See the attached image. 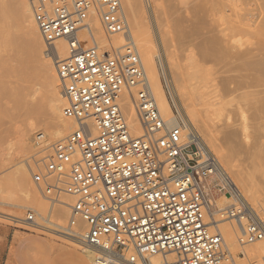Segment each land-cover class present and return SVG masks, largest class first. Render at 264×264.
I'll use <instances>...</instances> for the list:
<instances>
[{"label":"built area","instance_id":"2783aa9c","mask_svg":"<svg viewBox=\"0 0 264 264\" xmlns=\"http://www.w3.org/2000/svg\"><path fill=\"white\" fill-rule=\"evenodd\" d=\"M30 2L47 48L58 40L69 45L56 71L63 116L75 129L48 148L37 135L40 151L28 168L50 209L30 210L17 222L22 229L65 238L89 251L92 264H235L221 230L208 222L212 178L219 195L235 200L223 217L239 226L240 246L264 241V217L230 184L174 104V115L161 112L121 0ZM95 23L108 39L127 38L123 52L101 48ZM64 196L73 203L59 224L54 211Z\"/></svg>","mask_w":264,"mask_h":264},{"label":"rangeland","instance_id":"374dc122","mask_svg":"<svg viewBox=\"0 0 264 264\" xmlns=\"http://www.w3.org/2000/svg\"><path fill=\"white\" fill-rule=\"evenodd\" d=\"M3 1L4 0H0V5L2 4L0 6L1 8L0 16L3 15L2 12H4V15L6 13V15H5V19H4V15L2 18H0V23H1L0 24V29H1L0 31L1 33L0 34V203H7V202L15 203L21 199L20 196L22 197V200H24L25 198H29V199L35 198L38 195L40 201H42L44 206L47 205V207L46 210H43V208L41 207L42 208L41 210L40 208H38L40 207V205L37 204L36 206L35 204L32 205L33 206L32 209L31 208L25 210L20 209L17 210L16 212L11 207H7L3 204H0V250L3 251L1 262H6L7 264H78L80 258L85 255L84 253L85 250L83 248H81L77 244L65 238H60L50 234H44L38 231L27 232L23 230L22 227L17 223L18 222L17 220L24 219L30 210H34L39 214L46 215L48 213V210L50 209V204L41 197L37 188L34 186L32 181H30L31 176H30V170L28 168L29 160L40 151V149H37L35 146V139L37 135L47 133L45 130L47 123V120L45 121L46 116L30 118L27 115L23 114L24 113L23 110H14L15 104L18 102L19 96L22 95L25 97L28 95L27 100L29 99L34 100V102H36L38 107L44 110L45 108H47L48 103L51 101L54 95V91L52 89V84L50 80L47 78L46 72L42 66L44 62H47L50 59V58H46L45 56V51L48 50L47 46L43 41L44 44L42 48L41 57H39V61L37 62L33 61V58L31 57L27 49L30 42L29 40L30 36L29 33L27 32V28L25 29L26 23L25 21H23L24 20L23 17L22 16L20 17L21 13L18 14L19 4H15V2L16 3L19 2L17 0H14L13 4H15L14 6H17L16 9L18 11L17 12L15 11L13 13L15 7H13V4L11 3L12 0L5 1L7 6L6 4H4L5 2L3 3ZM27 1L29 3L28 4L29 7H31L30 0ZM154 1L158 4L157 6L151 5L150 2H154ZM141 4L143 5V8L147 9L144 10L146 13V17L147 15H149L148 13H150L151 18L153 19L152 21L155 26L157 43L159 48L158 53L161 56V58H156V64L162 85L166 91L168 98L171 101V96L169 94L166 83L167 80L173 92L176 94L175 89L173 87L174 84H173L172 70H171V62L173 60L171 57L172 54L175 62L177 61V63L179 64L180 68L184 73V79L185 82H187L186 86L188 88L191 87L189 90L191 91L192 98L196 103L198 101V89H199V93L201 91L204 92L203 90L200 89L199 86L205 85V87L203 88H205L204 90H206L207 80L209 82V80L212 79L213 78L212 76L214 75V79H216L218 82L212 79V84L214 82H216L217 85L221 84L219 88L221 87L223 90L221 88L220 89L218 88L217 91H214L215 94L212 93L213 96L215 97L212 98L214 99L213 101L215 104V107L214 105L212 106L213 115L208 116L209 118L208 120L207 119L203 120L205 122V127L208 126L210 128L211 126L210 129L216 131L215 137L217 144L215 146V151L214 150L212 151L209 150V151L212 154L214 153L213 155L216 157L217 160H219V162L222 165L226 163L228 166L232 165L233 168L236 167V169L237 168L240 170L242 168L245 169L246 166L244 164L246 163V165L249 166L250 163L247 161L246 156L244 155L246 154V150H245L246 147L243 144L246 143H242V141H240L239 138L241 136L240 132L244 130V128H246L245 131L248 132V134H250L252 138L255 135H260L263 138L262 142L264 146V0H151V1L142 0ZM194 5L195 7L200 6L201 9L198 10L197 12V8H196V12H195ZM171 6L173 7V9ZM158 7H159L158 10H161L162 8L164 14L161 15V18L158 17V14L160 16V13H158V10H156ZM7 8L8 11L10 10L9 14L11 18L8 17L9 15L7 16V12H6ZM155 10L157 11L156 13H158L157 15L155 13ZM11 12L13 13L12 15ZM15 13H17L16 17L14 15ZM17 17L21 18L20 19L21 22L19 18L17 19ZM155 17L159 19L158 20L159 25H162L160 22L163 23V26L161 28L163 30L164 27L165 30L164 33H162L163 31L161 29L157 28L156 26L157 22L155 21ZM147 18L148 21H150L149 16ZM178 22L179 24H177ZM13 25H14V29H13ZM176 25L179 26L178 29ZM2 26L3 28L4 27L5 28L8 27V28H6V30L4 28L5 31H3ZM11 26L13 29L12 31L9 28ZM180 26H183V28H181V31L179 32ZM184 27L185 28L188 27L186 28L187 30H185ZM173 28H175L176 30H174ZM189 31L194 35L192 36V38H195V36L201 37L200 35H202V37L205 35L206 36L212 35V38H214L213 36H215L216 40H218L217 38H219L220 39L219 42L222 39L223 49L221 47V44L220 43L218 44L213 39L214 44H212L213 47L212 52L209 54L211 56L210 57L205 56L206 54H204L202 50L200 51L199 49H197L198 48L197 46H196L197 49L196 50L194 45L190 44V42L194 40L193 39L189 40L188 37L191 38L192 35L189 33ZM192 31H194V33ZM187 35H190L187 37L189 42L184 37ZM116 37L118 36H115L113 38ZM228 39H230L234 45L230 43ZM171 40L173 41V43ZM215 44H216V49L214 46ZM217 44L220 47L219 48L220 52L223 50L221 53L217 49ZM14 54H16L15 57L17 56L19 58V61L21 60L22 62L21 67L25 69L28 68L26 69V71H28V76L29 74L30 76L29 79L27 80H29V82L31 80L32 84H30L29 82L28 84L26 81H24L25 83H22L21 82L22 78L17 77V71H19L21 67L19 68L17 66L16 69L15 63L18 62V58L12 57L14 56ZM181 54L185 58L184 60H181ZM43 59L44 62H42ZM6 60L7 61L13 60V65L15 68L13 66L11 67L6 65L7 63ZM30 60L32 61L30 62ZM190 60H192V65ZM192 66L193 68H191ZM202 66L204 68H202ZM186 67L188 68L186 69ZM190 68L191 70L188 71V69ZM192 69H194L193 72ZM206 69L208 70L209 73L207 72ZM42 71L44 72V74ZM55 72L57 74L56 67H55ZM186 74L187 76H185ZM227 79L229 81L231 79V83L228 82ZM20 82L21 85H19ZM202 82H204L205 84L204 83L202 84ZM227 83H229V85L233 83V86L230 85L229 87ZM25 85H27V87ZM28 85L30 86V88ZM225 87L227 88L228 91L226 90ZM232 88L235 89V91L232 90ZM192 89L197 92L195 93V95ZM230 89L232 91H230ZM50 94L52 96H50ZM216 103H217V108H216ZM63 104L65 105V100H63ZM225 105H226V109L224 108ZM221 107H223L222 110ZM219 110L222 111V114L221 112H219ZM47 111L49 112L48 109ZM223 112L228 116L224 115ZM214 114H216L217 117H215ZM202 116L203 118H205L207 114H202ZM222 117H224L225 120ZM38 120L39 121L41 120L42 122L38 123L39 122ZM232 120L235 121L232 122ZM226 121L229 124V126L231 124L230 122H232L231 125L233 126L232 131H235V133L237 131L236 134L238 135L239 141L238 140L234 141L232 139L229 141L225 138L224 136L225 131L223 132V130L227 128L225 127L228 125ZM215 122L218 124L217 127L220 126L219 127L220 129L216 128ZM33 123L34 124L36 123L35 124L36 128L31 133L32 135L28 146H26V148L20 146L19 137H18L20 130L18 129V127H20V129H22L21 127H23L24 129L26 128L27 125ZM221 124L223 125V128ZM233 124H236V128H237V129L235 128L236 130L234 129L235 125ZM231 126L228 127L227 130H230ZM191 128L195 130L198 134H201V132L199 133V129H195L192 125ZM258 131L260 133L262 132V134L260 133L258 134ZM71 132L72 131L68 132L66 137ZM45 136L46 139L43 145L44 148L45 145L51 146L55 143H58V142H50L49 137L47 135ZM231 141L234 142V144H232ZM262 151H264V148ZM261 153L262 152H260V157L258 158V162L260 163L259 164L260 166L258 167L256 166L257 168L254 167V171L259 170L258 171L259 173L253 172V174L256 173V175H252V177L254 176L253 178L254 182L256 181V185H257L256 189L259 192V198L264 199V152L262 154ZM255 162H257L256 159L254 163ZM27 172L29 173V175ZM14 173H16V175ZM26 174L28 175V177L26 176ZM26 178H28L30 181V184H28L29 181L27 182L28 186H26L27 185ZM30 185L31 187H29ZM208 185L211 190V195H212V190L213 192L217 191L216 188L217 184L214 180H212V178L208 180ZM10 190L12 191L13 195L10 194L11 193ZM30 191H33L32 192L33 194ZM34 191H36L37 193L35 194ZM5 192L8 193L5 194ZM9 194L11 197L8 196ZM221 196H223V194L219 195V197ZM61 200L66 204L73 203L72 199L69 197L64 196L62 197ZM17 203H20V201ZM34 206L36 210L34 209ZM57 210H59L60 213L57 214L56 213ZM220 210L223 209L219 207L217 210L215 205L212 208V211L216 212V219L229 221L228 219H226V217L223 218L222 214L220 213ZM218 211L219 214H217ZM55 213H56V217L54 215V219L59 224H65L66 221L69 219L70 210L68 208H64V206L63 207L58 206L54 211V214ZM258 213L262 217H264V213L261 212ZM208 222L210 223V220H208ZM233 224L236 225L235 222H233ZM223 229L224 227L220 224V230L225 239L226 233L223 231ZM236 236L239 237L240 235L238 234L235 235L234 237L236 238ZM241 238L242 237L236 238V240L239 242ZM225 242L226 244H228L227 242H231V241L230 240L226 241L225 239ZM238 249L239 250H237L236 252L234 251L230 252L234 259L235 264H241L242 262H244V259L248 261V258H246L245 255H244L245 257L242 256V254H244L243 247L239 246ZM249 263L257 264L254 263L253 261H250Z\"/></svg>","mask_w":264,"mask_h":264},{"label":"bare ground","instance_id":"6f19581e","mask_svg":"<svg viewBox=\"0 0 264 264\" xmlns=\"http://www.w3.org/2000/svg\"><path fill=\"white\" fill-rule=\"evenodd\" d=\"M6 0L3 1V3L5 2ZM19 3H16L15 4H19V13L20 14V17L22 16L23 17V21H25L26 23V26H25V29L27 28V32L29 33V36H30V42H29V46H28V51L31 55V57L33 58V61H39V57H41V54H42V48H43V38L39 32V29L36 25V23L34 22L33 20V17H32V12H31V7H29V3L27 0H17ZM151 1V0H150ZM14 0L11 1V3L13 4ZM10 3V2H9ZM142 3V0H121V4L123 6V10L126 14V17L128 19V23H129V29H130V34H131V37L134 41V44L135 46L139 47L138 51H139V54L141 56V59L144 63V66H145V69H146V72H147V75H148V78L150 80V83L152 85V88H153V91H154V94L156 96V99L158 101V104H159V107L161 109V112L165 115V116H172L174 115V110L172 108V103L174 104V106L176 107L177 111L179 112V115L181 116L182 120L184 121V123L186 124V126L188 127L189 130H191L193 132V134H195V136H197L199 138V140L202 142L203 146L209 151V150H214L215 151V146H216V137H215V130L213 129H210V128L207 126L205 127V122L203 121L204 119H209L208 116H212L213 115V112H212V109H213V105L215 107V104H214V99H212L214 96L213 94H215L214 91H217V89L219 88V86L221 84H218L216 82V84H212V79H214V75L212 76L213 78L209 80H207V91L204 90L205 88V85H200V89L203 90L204 92H200L199 93V89H198V101L197 103L193 100L192 98V93L191 91L189 90L191 87H187L186 86V83L185 82V79H184V73L182 71V69L180 68L179 64L177 63V61L175 62L174 58H173V54L171 55L172 57V62H171V70H172V78H173V84H174V89H175V92L176 94L173 92L168 80L166 81L167 83V87H168V91H169V94L171 96V101L170 99L168 98L167 94H166V91L162 85V82H161V79H160V75H159V72H158V68H157V64H156V58H161L160 54L158 53V43H157V37H156V30H155V26L153 24V19L151 18L150 16V13H148L149 15H147V17L149 16L150 18V21H148V18L146 17V13H145V9L146 8H143V5L141 4ZM151 5H155L157 6L158 4L154 1V2H150ZM153 3V4H152ZM155 3V4H154ZM6 4V2L4 3ZM15 4H13V7H15V10H13V13L16 11H18L16 9L17 6H14ZM2 5V4H1ZM0 5V6H1ZM196 5V4H195ZM194 5V10L196 12V8H197V12L198 10H200V6L198 7H195ZM7 6V4H6ZM9 6V5H8ZM152 6V7H153ZM161 6V5H160ZM5 7V5H4ZM172 7V6H171ZM9 8V7H8ZM8 8L6 10L7 12V16L10 17V10L8 11ZM161 8V7H160ZM193 8V7H192ZM4 9V8H2ZM14 9V8H13ZM152 9V8H151ZM159 7L156 9L158 10ZM169 9H170V6H169ZM173 9V7H172ZM147 10V9H146ZM155 10V13L157 12ZM0 11H1V8H0ZM4 11V10H2ZM154 11V10H153ZM162 11V8L161 10H158V13H160V16L158 13H156V15L158 14V17L161 18V15L163 14V11ZM168 11V10H167ZM148 12V11H146ZM172 12V10H171ZM3 15H4V12H2ZM1 13V14H2ZM11 12V15L13 14ZM154 14V13H153ZM3 15L0 16V18L3 17ZM6 15V13H5ZM5 15H4V19H5ZM15 17L17 16V13L14 14ZM164 15V14H163ZM11 18V17H10ZM19 17H17L18 19ZM21 18H19L20 20ZM6 20H9V19H6ZM159 19L157 17H155V21L157 22L156 23V26L158 29H161L162 30V26H163V23L160 22L162 25H159ZM154 21V23H155ZM6 22V21H4ZM21 22V20H20ZM164 22V21H163ZM9 23V22H8ZM1 24V23H0ZM18 24V23H17ZM179 24V22L177 23ZM3 25V23H2ZM7 25H10V24H7ZM23 25V23H22ZM20 26V25H19ZM177 26V29H178V25ZM175 26V28H176ZM22 27V26H21ZM191 27V26H190ZM3 28V26H2ZM5 28V27H4ZM4 28L2 29L3 31L6 30V27L5 30ZM11 29V31L14 29V25H13V29H12V26L9 27ZM94 28L96 29V37L97 39L100 41V46L103 50H108L110 47H114L115 49L117 50H121L123 52V48L124 46H126V41H127V38L126 37H123L121 35H118V37L116 38H106L105 35L103 34V31L99 25V23H95L94 25ZM175 28H173L174 30H176ZM181 28H183V26H180V29H179V32L181 31ZM185 28V27H184ZM188 28V27H186ZM185 28V30H187ZM9 29V30H10ZM24 29V31H25ZM191 29V28H189ZM183 30V29H182ZM184 30V32H185ZM193 30V29H191ZM1 31V29H0ZM163 31V32H162ZM161 32L164 33V27H163V30ZM178 31V30H177ZM187 32V31H186ZM194 33V31H192ZM7 33V32H6ZM166 33V32H165ZM190 33V31H189ZM1 34V33H0ZM12 34V33H11ZM26 34V33H25ZM192 34V33H190ZM8 35H9V32H8ZM170 35V34H169ZM177 35H178V32H177ZM190 36V35H187V36H184L186 39L187 37ZM192 36H194L193 34L191 35V38H189V40L193 39L194 41H191L193 43L190 42L191 45H194L195 49H196V46L198 47L197 49H199L200 51L202 50V52L204 54H206L205 56H211L209 55L211 52H212V44H214V41H216L218 44L220 43L221 44V47L223 45V41L221 39V41L219 42V38H217L218 40H216L215 36H213L214 38H212V35H208V36H203L200 35L201 37H197L195 36V38H192ZM115 37V36H114ZM170 37V36H169ZM197 37V38H196ZM183 38V36H182ZM185 39V40H186ZM214 39V41H213ZM28 40V41H29ZM188 40V39H187ZM188 40V42H189ZM227 40V39H225ZM170 41V40H169ZM172 41V40H171ZM177 41V40H176ZM181 41V40H180ZM213 41V42H212ZM228 41L230 43L233 44V42H231L230 39H228ZM179 42V41H178ZM215 42V43H216ZM137 43V44H136ZM173 43V41H172ZM184 44V43H183ZM217 44V49L219 50V45ZM229 44V43H228ZM138 45V46H137ZM187 45V44H186ZM227 45V44H226ZM230 45V44H229ZM234 45V44H233ZM188 46H189V43H188ZM215 46V49H216V44L214 45ZM89 45L86 44L85 45V48H88ZM186 47V46H185ZM226 48V47H225ZM233 48V47H231ZM196 49V50H197ZM223 49V47H222ZM230 49V48H229ZM228 49V50H229ZM184 50V49H183ZM182 50V51H183ZM193 50V49H192ZM44 51V50H43ZM223 51V50H222ZM221 51V52H222ZM220 52V50H219ZM220 52V53H221ZM225 52V51H224ZM229 52V51H228ZM226 53V52H225ZM19 54V53H17ZM180 54V52H179ZM16 54H14V56L12 57H15ZM29 55V54H28ZM193 55V54H192ZM45 56L46 58H50L47 62H44V59L42 62H44L42 64L45 72H46V75H47V78L50 80L51 84H52V89L54 91V95L51 99V101L48 103V106L47 108H45L44 110L39 108L38 105L36 104V102H34V100L32 99H29L27 100V96H19L18 97V102L15 104V108L14 110H23V114L27 115L28 117L30 118H35V117H44L46 116V119L45 121L47 120V123H46V127H45V130H46V134H43L44 136L47 135L49 137V141L50 142H61V141H64L67 137L66 135L68 134V132L70 131H73L75 129V126L74 124L69 121L68 119H66L64 116H63V108L65 107L66 105V102H65V105L63 104V100L64 97L62 96L61 94V86H60V81H59V77L58 75L56 74L55 72V67H57V62H62L66 59L69 58L70 56V48H69V45L67 43V41L65 40H58L54 43V46L50 47L47 51H45ZM187 56V55H186ZM204 56V55H203ZM17 57V56H16ZM15 57V58H16ZM20 57V56H19ZM182 54H181V60H184L185 58L183 57L182 59ZM188 57V56H187ZM186 57V58H187ZM18 58V57H17ZM29 58V57H28ZM10 59V58H9ZM31 59V58H30ZM8 60V59H7ZM6 60V61H7ZM24 60V59H23ZM188 60V59H187ZM32 60H30L31 62ZM186 61V60H185ZM195 61V60H194ZM16 62V61H15ZM29 62V61H28ZM191 62V65H192V60H190ZM189 62V64H190ZM26 63V61H25ZM195 63V62H194ZM5 64V63H4ZM16 65V69H17V66L20 68L21 67V60L19 61V58H18V62L15 63ZM6 65L8 66H13V60H9L7 61ZM27 65V63H26ZM29 65V64H28ZM184 65V64H183ZM190 66V65H189ZM25 67V65H24ZM15 68V67H14ZM188 67H186L187 69ZM193 68V66L191 67ZM188 69L189 70H191ZM196 68V67H195ZM194 68V69H195ZM202 68H204L202 66ZM28 69V68H26ZM25 68H20L19 71H17V77H21L22 80L21 82L22 83H25L24 81H26L27 83L29 82V76H28V71H26ZM185 69V70H186ZM194 69H192V72L194 71ZM183 70H184V67H183ZM207 70V69H206ZM198 71V70H197ZM196 71V73H197ZM43 72V71H42ZM185 72V71H184ZM191 72V71H190ZM208 72V70H207ZM209 73V72H208ZM44 74V72H43ZM195 74V73H193ZM199 74V73H198ZM209 75V74H208ZM187 76V74L185 75ZM199 76V75H198ZM202 76V75H201ZM194 77V75H193ZM32 78V77H31ZM196 78V77H195ZM18 79V78H17ZM166 79V77H165ZM223 80V79H222ZM228 80V79H227ZM18 81V80H17ZM214 81H217L216 79H214ZM221 81V80H220ZM219 81V82H220ZM233 81V80H232ZM19 82V81H18ZM21 82L19 85H21ZM218 82V81H217ZM228 82L231 83V79L230 81L228 80ZM30 84H32L31 80L29 82ZM28 83V84H29ZM189 83V82H188ZM204 82H202L203 84ZM225 83V82H224ZM234 83V82H233ZM233 83L230 84L231 86H233ZM48 84V82H47ZM205 84V83H204ZM229 85V83H227ZM229 85V87H230ZM27 87V85H25ZM29 86V85H28ZM19 87V86H18ZM227 87V86H226ZM225 87V88H226ZM235 87V86H234ZM233 87V88H234ZM237 87V86H236ZM30 88V86H29ZM28 88V89H29ZM33 88V87H32ZM198 88V87H197ZM203 88V89H202ZM221 88V87H220ZM219 88V89H220ZM235 91V89H233ZM222 89V88H221ZM34 90V89H33ZM189 90V92H188ZM193 90V89H192ZM223 90V89H222ZM227 90V88H226ZM230 89V91H232ZM238 90V89H236ZM52 91V92H53ZM194 91V90H193ZM228 91V90H227ZM21 93V91H20ZM29 93V92H28ZM195 93H197L196 91H194V95ZM213 93V94H212ZM220 93V92H219ZM230 93V92H229ZM236 93V92H235ZM30 94V93H29ZM224 94V92H223ZM177 95V96H176ZM218 95V94H216ZM30 96V95H29ZM50 96H52L50 94ZM226 96V95H225ZM196 97V96H195ZM26 98V99H25ZM215 98V97H214ZM223 99V98H222ZM221 100V98H220ZM216 101V100H215ZM223 101V100H222ZM213 102V104H212ZM221 103V102H220ZM219 103V104H220ZM218 104V105H219ZM203 107V108H201ZM232 106V105H231ZM234 106V105H233ZM224 107V106H223ZM221 107V110L222 108ZM216 108H217V103H216ZM226 109V105L224 107ZM231 108V107H230ZM229 108V109H230ZM47 109L49 110V112L47 111ZM228 109V108H227ZM232 109V108H231ZM235 109V108H234ZM127 111H128V115L131 119V121L133 122V126L135 128H137L138 125L135 124L136 122V117H135V113H134V110H133V107L132 105L128 104V108H127ZM225 111V110H224ZM235 111V110H234ZM47 112V113H46ZM218 112V111H217ZM219 112H221L222 114V111L219 110ZM218 112V113H219ZM227 112V110H226ZM231 113V112H230ZM202 114H207V116L205 118H203ZM217 114V113H216ZM215 115V117H217V115ZM224 114V112H223ZM233 114V112H232ZM226 115V114H224ZM223 115V116H224ZM231 115V114H230ZM229 115V116H230ZM228 116V115H226ZM214 118V116H213ZM219 118V116H218ZM224 118V117H222ZM228 118V117H227ZM233 118V117H232ZM44 119V118H43ZM217 119V118H216ZM225 120V118H224ZM223 120V121H224ZM37 121V120H36ZM39 121V120H38ZM222 121V122H223ZM228 121V120H227ZM226 121V123H227ZM235 121V120H234ZM232 120V122H234ZM42 121L40 120L38 123H41ZM232 122H230V126L232 125ZM45 123V122H44ZM216 123V122H215ZM236 123V122H235ZM36 124V123H35ZM35 124H29L26 126V128L23 129V127H21L22 129H20V127H18V129L20 130L19 132V144L20 146L22 147H25L28 146L29 142H30V138H31V133L33 132V130L36 128L35 127ZM225 124V122H224ZM228 124V123H227ZM226 124V125H227ZM244 124V122H243ZM242 124V125H243ZM191 125L195 128V129H199V133L201 132V134H198L195 130H193L191 128ZM217 123H216V128L218 129L219 127H217ZM235 125L234 126V129L236 128V124H233ZM20 126V125H19ZM222 128H223V125L221 124ZM229 124L225 127H227L225 130H223L224 132V136L227 140H238L240 138V141H242V143H246V144H243L245 145V150H246V154H244L246 156V159L247 161L250 163V165H246V163L244 164L245 166V169H236L233 168L232 165H227L225 162V164H221L220 162V166L222 167V170L226 173V175L228 176V179L230 181V184L241 194V196L254 208L256 209L258 212H261V213H264V199H260L259 198V192L258 190L256 189L257 188V185H256V181L254 182V176L252 177V175H256L253 174V172H257L259 173L257 170L254 171V167L257 168L258 166H260L259 162H258V158L260 157V152H264L262 151L264 146H263V142H262V137L260 135H255L253 136H250V134H248V132L245 131L246 128H244V130H242L240 132L241 136L238 138V135L235 133V131H232L233 130V126H231V129L230 130H227L228 127H230ZM239 126V124H238ZM237 126V127H238ZM243 127V126H242ZM246 127V126H245ZM209 128V129H207ZM248 128V127H247ZM220 129V128H219ZM237 129V128H236ZM235 129V130H236ZM18 132V131H17ZM218 132V131H217ZM260 132L258 131V134ZM18 134V133H17ZM17 134H14V135H17ZM137 134H140L137 132ZM218 134V133H217ZM239 134V135H240ZM262 134V132L260 133ZM200 135V136H199ZM222 136V134H221ZM46 137V136H45ZM16 139V138H15ZM46 139V138H45ZM203 139V141H202ZM222 139V138H221ZM18 140V139H17ZM16 140V141H17ZM224 140V139H223ZM226 140V141H227ZM12 141V140H11ZM239 141V140H238ZM232 142V141H231ZM228 143V142H227ZM239 143V142H238ZM10 144V143H9ZM18 144V142H17ZM49 144V143H48ZM232 144H234V142H232ZM262 144V145H260ZM19 146V145H18ZM45 145V148H48L49 146ZM209 148H207V147ZM244 147V146H243ZM10 148V147H9ZM20 148V147H19ZM24 148V149H25ZM214 148V149H213ZM17 149V148H16ZM244 149V148H243ZM217 150V149H216ZM12 151V150H11ZM10 151V152H11ZM210 152V151H209ZM218 152V151H217ZM261 153V154H262ZM214 154V153H213ZM262 157V156H261ZM263 158V157H262ZM221 159V158H220ZM245 159V157H244ZM255 159L257 160L258 162V165H257V162L254 163ZM219 161V160H218ZM251 161V162H250ZM247 162V163H248ZM248 163V164H249ZM227 165V166H226ZM228 168H226V167ZM248 166V167H247ZM257 166V167H256ZM28 171V170H27ZM28 173V172H27ZM16 175V173H14ZM24 174V173H23ZM29 175V173H28ZM28 175L26 174V176L28 177ZM258 176V175H257ZM256 177V176H255ZM31 178V177H30ZM257 178V177H256ZM255 178V179H256ZM16 180V179H15ZM26 184L27 182L29 181L28 178H26ZM31 181V180H30ZM30 181L28 182V184H30ZM28 184L26 186H28ZM31 187V185L29 186ZM21 188V187H20ZM217 188V187H216ZM22 189V188H21ZM35 189V188H34ZM31 190V188H30ZM211 191V190H210ZM10 194H12V191L10 190ZM18 192V190H17ZM31 193L33 191H30ZM35 194L37 193L36 191H34ZM8 193V192H5V194ZM216 193V192H215ZM10 194L8 196H10ZM30 194V193H29ZM33 194V193H32ZM217 194V193H216ZM31 195V194H30ZM11 197V196H10ZM21 198V199H20ZM20 200H18L17 202L20 201V203H0V204H3L7 207H11L13 210H15L17 212V210H25V209H28V208H33L32 205H35L37 206L40 205V208L42 210H46V207L47 205H43L42 201H40V199L38 198V195L37 197L35 198H25L24 200H22V197L20 196ZM22 200V201H21ZM215 203L223 210H220V213L222 214L223 216V211L228 209L229 207H231L232 205L235 204V200L228 196V195H224L221 196L219 199L217 198V201H215ZM215 204V205H216ZM68 205L69 204H66L64 203V208H68ZM216 205L217 207V210H218V206ZM62 206V207H63ZM42 207V208H41ZM226 207V208H225ZM34 209H35V206H34ZM56 209V208H55ZM58 209V208H57ZM36 210V209H35ZM38 211V210H37ZM49 211V210H48ZM19 212V211H18ZM41 213V212H40ZM57 214L60 213L59 210H57L56 212ZM56 213H55V217H56ZM44 214V213H43ZM219 214V211L218 213ZM208 220H210V227H218L220 229V224L224 227L223 231L226 233L225 235V239L226 241L227 240H230L231 242H227L228 244H225L226 246V251L231 254L230 252H236L237 250H239V242L236 240V238H239V237H242L241 236V231H240V228L239 226L236 224L234 225L232 220H229V221H223L222 219L221 220H218L216 219V212H213L211 211L209 214H208ZM224 218V217H223ZM19 221V220H17ZM16 221V222H17ZM240 235L239 237L236 236V238L234 237L235 235ZM227 237V238H226ZM224 238V237H223ZM224 239V240H225ZM226 243V242H225ZM79 246V245H78ZM82 248V247H81ZM85 250V249H84ZM85 255L90 258V260H92V254L85 250ZM243 253L244 255L246 256V258H248V261L244 259V262L240 263L241 264H250L249 262L250 261H253L254 263H257V264H263L264 263V241H260V242H257L255 244H251V245H248V246H245L243 247ZM250 260V261H249ZM93 261V260H92ZM92 263V262H91Z\"/></svg>","mask_w":264,"mask_h":264},{"label":"crops","instance_id":"0c3cea01","mask_svg":"<svg viewBox=\"0 0 264 264\" xmlns=\"http://www.w3.org/2000/svg\"><path fill=\"white\" fill-rule=\"evenodd\" d=\"M216 193L213 192V190H212V200H213V202L217 201V198L218 199L220 198L217 191H216ZM2 254H3V251L0 250V262H1ZM91 262L92 261L90 260V258H88L86 255H84L83 257L80 258V261H79L78 264H92Z\"/></svg>","mask_w":264,"mask_h":264}]
</instances>
